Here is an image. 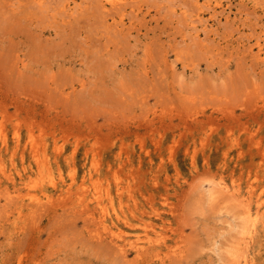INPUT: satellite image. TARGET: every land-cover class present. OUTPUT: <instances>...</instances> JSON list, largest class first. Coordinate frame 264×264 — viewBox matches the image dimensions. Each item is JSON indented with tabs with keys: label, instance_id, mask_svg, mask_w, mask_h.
<instances>
[{
	"label": "rangeland",
	"instance_id": "obj_1",
	"mask_svg": "<svg viewBox=\"0 0 264 264\" xmlns=\"http://www.w3.org/2000/svg\"><path fill=\"white\" fill-rule=\"evenodd\" d=\"M257 200L264 0H0V264H264Z\"/></svg>",
	"mask_w": 264,
	"mask_h": 264
},
{
	"label": "bare ground",
	"instance_id": "obj_2",
	"mask_svg": "<svg viewBox=\"0 0 264 264\" xmlns=\"http://www.w3.org/2000/svg\"><path fill=\"white\" fill-rule=\"evenodd\" d=\"M214 189L218 192V193H221V194H226V193H229L231 190L227 187V186H225L223 183H221V182H218L217 184H215L214 185ZM236 196V195H235ZM252 197L250 196V200L252 201V199H251ZM250 201V202H251ZM257 202L259 203L258 204V206H257V208H256V211H254L253 212V210H251L250 208H249V201H243L242 202V205L243 206H246L247 208L245 209V207H244V209L246 210L245 212H246V214H247V217L248 218H253V217H257L260 213H261V211H262V209L264 208L263 206L264 205H262L263 203H260V201L259 200H257ZM102 223H104V222H102ZM103 228L104 229H107V227H106V225L105 224H103ZM112 233V236H114L113 235V232H111ZM139 240V239H138ZM117 243V242H116ZM130 245H131V247H133L134 249H136V252L137 253H141V252H143L144 251V246L142 245V244H140V242H138V241H135V242H133V243H130ZM118 247H121L119 244H118ZM123 250V249H122ZM242 264H250V261H248L246 258H244V260H243V262H242Z\"/></svg>",
	"mask_w": 264,
	"mask_h": 264
}]
</instances>
